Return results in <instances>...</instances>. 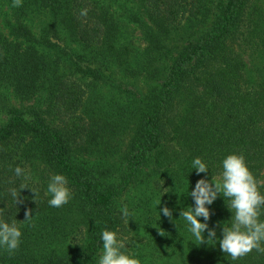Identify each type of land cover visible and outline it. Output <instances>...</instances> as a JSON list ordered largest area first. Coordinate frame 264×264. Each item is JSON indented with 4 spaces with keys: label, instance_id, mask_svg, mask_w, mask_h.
Masks as SVG:
<instances>
[{
    "label": "trees",
    "instance_id": "1",
    "mask_svg": "<svg viewBox=\"0 0 264 264\" xmlns=\"http://www.w3.org/2000/svg\"><path fill=\"white\" fill-rule=\"evenodd\" d=\"M0 7V87L19 101L0 96V219L22 231L14 252L0 249V264H96L103 229L116 231L140 264H264L255 249L232 261L218 242L200 245L178 220L194 206L188 192L218 176L229 154L244 156L264 193L263 0ZM195 157L207 174L191 169ZM54 174L71 193L59 208L45 195ZM12 188H24L17 205ZM207 207L222 238L231 213L220 195Z\"/></svg>",
    "mask_w": 264,
    "mask_h": 264
},
{
    "label": "clouds",
    "instance_id": "2",
    "mask_svg": "<svg viewBox=\"0 0 264 264\" xmlns=\"http://www.w3.org/2000/svg\"><path fill=\"white\" fill-rule=\"evenodd\" d=\"M14 4L18 6L19 0H14ZM81 15H86V10ZM190 166L197 175L209 172L208 163L200 157L193 158ZM220 168L218 176H212L211 182L202 178L195 183L194 189L188 192L194 206L180 211L178 220L182 219L184 230L194 241L200 245L209 242L215 245L218 242L220 250L232 261L254 249L264 253V219H261V216H264V193L260 190L259 182L247 167L242 154L225 156L220 161ZM14 171L17 176L24 174V170L19 166ZM67 183V178L62 174L50 177L45 191V195L49 197L47 200L49 207L59 208L69 202L71 193ZM22 189L24 188L19 191L16 188L10 189L16 205ZM32 192L36 195L34 191ZM218 195L223 197L231 213L228 224L223 223L222 238H217L216 231L210 229L207 223L210 218L207 206L212 205ZM160 203L161 198L157 201L156 207ZM160 211L171 219L172 212L168 207H163ZM120 213L124 218L132 215L127 205L120 208ZM25 215L29 220L30 212H26ZM158 215L160 218L159 213ZM200 218H203V223ZM206 230L207 238L204 235ZM21 237V228L17 226L15 220L6 222L0 219V249L9 253L14 252L21 243ZM100 241L101 247L96 264H140L135 254L127 251L125 241L118 239L116 231L103 229Z\"/></svg>",
    "mask_w": 264,
    "mask_h": 264
},
{
    "label": "rangeland",
    "instance_id": "3",
    "mask_svg": "<svg viewBox=\"0 0 264 264\" xmlns=\"http://www.w3.org/2000/svg\"><path fill=\"white\" fill-rule=\"evenodd\" d=\"M264 2V0H263ZM116 10L117 7L113 6ZM5 8L4 7H0V18L2 17V15L5 13ZM120 11V10H118ZM1 30H3L4 33H6V31L4 30L3 27H1ZM131 29L134 30V38H135V42L138 43L139 45L143 44V40H142V36L139 32V29L135 26L132 25ZM83 83L85 84H89L91 83V79L90 78H83L82 79ZM101 87H98V90L100 93H102L103 95H105L106 97H110L112 95V90L108 87V86H104L100 85ZM115 92V91H114ZM4 95L5 96V102L9 105H13V106H18L19 105V101L18 99H16V97L12 94L11 90L7 87L1 86L0 87V96ZM262 179L264 180V170L262 171ZM118 239H120V237H118Z\"/></svg>",
    "mask_w": 264,
    "mask_h": 264
}]
</instances>
